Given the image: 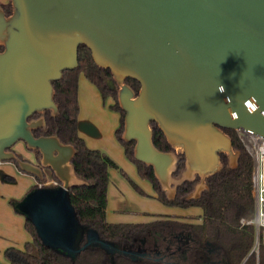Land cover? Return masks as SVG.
<instances>
[{
	"label": "water",
	"instance_id": "1",
	"mask_svg": "<svg viewBox=\"0 0 264 264\" xmlns=\"http://www.w3.org/2000/svg\"><path fill=\"white\" fill-rule=\"evenodd\" d=\"M10 3L9 16L0 6V164L14 162L40 182L49 169L58 180L13 206L50 249L74 258L99 247L111 258L140 260L78 222L68 197L72 186L83 184L70 164L75 150L55 135L32 133L44 128L45 111L58 115L52 83L77 68L80 45L110 70L124 111L122 139L135 142V160L151 167L159 182L160 172L173 173L178 153L185 158L183 171L200 178L201 190L220 168L219 153L228 160L232 155L234 165L237 154L220 129L248 131L264 142V0ZM125 79L140 83L137 95ZM152 122L173 152L154 147ZM18 142L38 151V165L11 150Z\"/></svg>",
	"mask_w": 264,
	"mask_h": 264
},
{
	"label": "trees",
	"instance_id": "2",
	"mask_svg": "<svg viewBox=\"0 0 264 264\" xmlns=\"http://www.w3.org/2000/svg\"><path fill=\"white\" fill-rule=\"evenodd\" d=\"M0 6L6 16L11 14L10 0L5 3L0 1ZM2 50L3 47L0 46V52ZM77 60L76 69L64 71L62 78L52 83L58 115L53 117L49 111H45L43 113L44 128L34 130L32 133L34 137L55 135L62 144L70 145L75 150L70 164L75 176L83 181V184L72 186L68 197L78 222L85 229L96 231L101 240L114 244L118 249L126 250L137 247L147 252H154L158 249L159 233L154 234L157 228L164 225L178 227L190 238L188 246H180V249L186 253L185 260L181 253L174 255L170 252L166 255L170 258L177 257L176 262L179 264H209L213 257H216L213 261L217 264H264V244L262 242L259 244L258 256L256 257L254 253L250 254L255 243V228L246 222L252 220L255 215V200L252 193L253 160L237 133L224 129L230 139L232 151L237 154L233 166H229L227 154L221 153L219 170L205 178V187L198 196H191L196 184L200 181L199 178H194L177 184L174 187V195L168 197L153 169L135 160L133 153L135 142L122 139L124 111L119 107L118 87L115 82L111 81L110 70L99 67L94 62L90 50L84 45L78 47ZM80 74H83L85 79L97 89L103 104L108 99L112 101L109 109L119 115V125L114 136L122 146L127 161L135 167L139 179L150 185L154 199L166 207L198 208L201 211L199 223L182 224L168 220L148 223H109L106 220L108 170H117L140 196L148 197V195L112 159L99 150L88 148L78 135L77 95ZM124 84L135 95L138 94L140 89L138 81L125 79ZM39 116L35 114L32 118ZM150 128L154 147L164 153L173 152L174 150L157 124L150 123ZM33 152L39 157L38 151ZM176 156L177 162L172 175L180 177L185 168V158L180 153ZM11 163L16 166V163ZM51 177L58 183L52 172ZM2 180L11 182L14 178L3 175ZM37 182L38 184L44 183L38 180ZM37 187L38 185L32 189ZM24 229L30 236V241L26 242L22 249L14 247L5 249L3 257L7 264H163L151 259L132 261L119 255L111 258L99 247H88L71 258L44 245L38 238L34 225L26 219ZM208 245L218 252L209 255ZM176 246L178 247V244ZM168 262L173 261L169 259Z\"/></svg>",
	"mask_w": 264,
	"mask_h": 264
},
{
	"label": "crops",
	"instance_id": "3",
	"mask_svg": "<svg viewBox=\"0 0 264 264\" xmlns=\"http://www.w3.org/2000/svg\"><path fill=\"white\" fill-rule=\"evenodd\" d=\"M83 78L85 77H83L82 75H79L78 77V135L84 140L88 148L103 152L110 159H112L119 168L125 171H135L134 166L125 158L122 146L119 145L116 139L114 138V132L119 125V115L115 112L110 111H106L107 113H104V118L109 123V128L106 136H104L105 134L102 133L99 125L92 118H89L88 113L86 112L87 107L85 106L86 97L91 94L95 102L99 104L101 97L98 91H96L97 89L92 84H88ZM18 143H21L23 145L22 142ZM21 148L25 149V151L29 153L30 156L25 155L20 149L15 148V151L19 153L21 157L33 160V151L27 150L25 148V145H23ZM1 164H6L4 165V167H2L3 171L5 172L4 175H9L12 177L15 176V178H18L19 176L18 180L24 182V192L28 191L29 189L31 190L32 187L38 185L36 178L20 172L14 164ZM113 171V169L108 170L109 185L107 188L106 220L109 223H132L127 220H121L120 222H117L119 220H116L114 218H110L111 220L108 219V212H111L113 217H115V214L123 216L126 215L127 212H132V208L130 207L129 203H127L124 196L122 194L117 193V191L114 189V187L120 185V181L116 173ZM1 184L2 183L0 181V185ZM1 187H3V185ZM11 198L12 197L10 196V193L8 194L6 189H2L0 191V253H3V251L9 247L22 249L24 244L30 241V236L24 229L25 217L14 209V205L12 206L10 204ZM16 199L17 202L20 197ZM135 201H137V203L139 202L138 200ZM169 209L170 208L168 207H166V209H162L161 214H153L147 211L140 210L146 216H144L143 222L137 223H148L157 220H168L173 222L177 221L182 224L199 223V216L201 214L200 210L193 211V208L183 209V213L176 212L173 216H171L170 214H168L171 212ZM182 233L183 235H186L185 232ZM132 249L135 250L138 248L133 247ZM210 252L212 254L213 252L217 253L218 251L213 249V247L208 246L207 253L211 255ZM215 258L213 257L212 262H209V264H217L216 261H213Z\"/></svg>",
	"mask_w": 264,
	"mask_h": 264
},
{
	"label": "rangeland",
	"instance_id": "4",
	"mask_svg": "<svg viewBox=\"0 0 264 264\" xmlns=\"http://www.w3.org/2000/svg\"><path fill=\"white\" fill-rule=\"evenodd\" d=\"M0 1L5 3L7 0H0ZM80 75L83 76V74H80ZM83 79L88 84H90L85 78H83ZM111 103H112V101L110 99H108L105 102V104L102 103V100H100V104L96 103L95 100L92 98L91 94L88 97H86V101H85V106L87 107L86 112L88 113L89 118H92L99 125L102 133L105 134L104 136L107 135L108 128H109V123L104 118V113L106 111L113 112L109 109V106L111 105ZM94 104H95V106H94ZM114 138H115V136H114ZM22 146L23 145L21 143H16V145L13 147V149L14 150H16L15 148L20 149L25 155L30 156V154L27 153L25 151V149L21 148ZM231 158H232V155H230V159ZM230 159H229V161H230L229 166H233V165H231L233 163L231 162ZM4 165H6V164L0 165V168H1L0 169V177H2L5 174V172L3 171V168H2V167H4ZM7 165H10V163ZM123 171H125V170H123ZM113 172L116 173V175L120 181V185H117V187H114V189L117 191V193L122 194L124 196L125 200L127 201V203H129L130 207L132 208V212H127V214L123 215V216L115 214L114 215L115 217L112 216L111 212H108V219L109 220H111L110 218H114L116 220H119L117 222H120L121 220H127V221L132 222V223L143 222L144 216H146V215L143 214L140 210L147 211V212H150L153 214H161L162 209H166V206L160 204L157 200L154 199V197H153L154 194H153V191H152L150 185L146 181L139 179V177L136 173V170L135 171L134 170H132V171L126 170L125 172L128 175V177L132 181H134L148 195V197L140 196L139 194H137L117 170H114ZM12 175H14V174H12ZM13 178H14V180L11 182L3 181L2 178H0L1 179L0 181L2 183L0 185V191L2 189H6L7 193L8 194L10 193V196L12 197L11 201H10L11 205L14 202L16 203V200H17L16 198L20 197V199L18 200V201H20L27 194V192H29V190H30L29 189L28 191L24 192L25 184L23 181L18 180L19 176H18V178H15V176H13ZM159 178H160L161 185L165 189L167 196L172 197L173 192H174V187L177 184H179L180 182H182L183 180L194 179V175L192 174V172L190 170H188L186 172L183 171L182 174L180 175V177H174L172 175V172L166 171V172H160ZM41 182H44V183L38 184V186H56L59 184V182L57 183L56 181L53 180V178L51 177V171H49V170L44 171V180ZM2 185H3V187H1ZM108 185H109V182H108ZM200 190H201V187L197 183L195 186V189H194V194H196ZM135 200H138L139 202L137 203V201H135ZM168 208H170L169 210L171 211L168 214H170L171 216H173L176 212H182L183 213V209L173 208V207H168ZM192 210L193 211H199L198 208H193ZM153 217H156V216H153ZM125 223H128V222H125ZM0 264H7L6 260L3 257V253H0Z\"/></svg>",
	"mask_w": 264,
	"mask_h": 264
},
{
	"label": "built area",
	"instance_id": "5",
	"mask_svg": "<svg viewBox=\"0 0 264 264\" xmlns=\"http://www.w3.org/2000/svg\"><path fill=\"white\" fill-rule=\"evenodd\" d=\"M238 136L253 160L252 193L255 200V215L247 224L255 228V243L250 253L258 256L259 244H264V142L248 131L239 130Z\"/></svg>",
	"mask_w": 264,
	"mask_h": 264
},
{
	"label": "flooded vegetation",
	"instance_id": "6",
	"mask_svg": "<svg viewBox=\"0 0 264 264\" xmlns=\"http://www.w3.org/2000/svg\"><path fill=\"white\" fill-rule=\"evenodd\" d=\"M124 82H125V80H124ZM220 130L223 132V134L225 136H227L225 134L224 129H220ZM237 135H238V133H237ZM23 145H24V143H23ZM11 150L15 152V154L19 157V159L28 161V162L33 163L35 165L39 164V158L40 157H37L34 154V152H32L33 153V160H29V159L21 157L20 154L17 153L13 148ZM220 154L221 153L218 154L219 159H220ZM46 170H49V169H44L43 172ZM194 178H199V177L195 176ZM58 185H56V186H58ZM156 232L159 233V238L157 239L158 249H156V251L147 252L145 249H135V250L126 249V250H129L132 253H134V255H132L130 257L135 258V259L137 258L140 260L151 259L153 261L161 262L163 264H179L178 262H176V259H178L177 257L170 258L169 255L167 256L166 254L173 252L172 254H174V255L181 253V255L183 254V256H184L186 253L183 252V249H180V246H185V245L188 246L189 245V243H190L189 236L187 234L183 235L182 230H180L178 227L171 226V225L161 226V227L156 229L154 234ZM176 244H178V247L176 246ZM210 254H211V252H210ZM169 259H171V261H173V262H168ZM183 259L185 260V256L183 257ZM186 261H185V263H187Z\"/></svg>",
	"mask_w": 264,
	"mask_h": 264
}]
</instances>
